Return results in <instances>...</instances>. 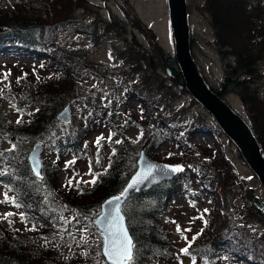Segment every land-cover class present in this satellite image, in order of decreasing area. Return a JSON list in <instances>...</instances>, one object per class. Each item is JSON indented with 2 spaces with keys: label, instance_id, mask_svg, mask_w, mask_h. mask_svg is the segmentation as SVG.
<instances>
[{
  "label": "trees",
  "instance_id": "16d2710c",
  "mask_svg": "<svg viewBox=\"0 0 264 264\" xmlns=\"http://www.w3.org/2000/svg\"><path fill=\"white\" fill-rule=\"evenodd\" d=\"M22 1L27 5L19 3L20 7L16 8V11L0 13V56H29L39 62L37 66L45 69L49 74L47 78L38 76V79H33L26 72L16 79H11L8 74L6 82L5 80L0 82L2 85L0 87L2 90L0 91V133H6L12 144L11 151H9V149H4L0 143V153H2L0 172L5 173L0 175V190L7 192L9 197H15L16 204L20 207H16L11 200L3 204L7 208H14L25 226L23 233L12 226L2 227L0 221V264H44L45 260L50 261L51 264L54 259L50 256H54L48 252L36 250L30 255L24 249L31 237L47 234L53 227L52 222L56 218L54 214L51 218L50 202L53 201L49 199V202L46 196L53 194L55 199L60 198L63 204L75 207L85 206L82 208L83 211L98 210L106 199L120 195L124 191L137 169L138 157L136 153L131 154L128 148L123 149L122 144H119L113 147L115 154L109 160L111 166H106L99 174V178L97 174L98 182L96 181L91 189L84 191V188H81V193H77L67 184L61 185L59 174L63 170L64 158L72 156L76 166L78 162L90 158L93 153L86 145V141L96 128L94 124L102 121L114 123L116 117L92 111L89 117L87 116L85 120L83 118V122L78 120L76 122L79 125L70 124L67 130H63L57 118L61 109L76 103L79 97L77 78L84 72H90L87 70L92 66H90L88 53L80 51V56L76 51L65 49L55 43L49 36L51 29L55 28V23L42 17V13L36 14V11H41L39 7L53 12H57L58 7L64 8V6L68 11L73 7L83 9L88 4L87 0ZM206 8L213 21L212 27L218 52L221 59L227 63L222 89L220 91L211 89L223 100L229 93H234L243 100L246 108L252 112L250 126L263 151L264 102L259 96V88L262 79L260 65L264 62V0H207ZM135 22L136 24H132L131 21L125 24L114 16L109 24H106L110 30L118 28L126 36L131 34L129 33L130 28L133 31L147 30L136 17ZM62 24L65 26V23ZM134 36L135 34L130 37L134 39ZM156 50L154 48L158 63H147L151 71H142L144 76L129 92V95L138 98L142 105L149 102L152 94L154 96L159 92L158 90L155 94L148 89L151 88L148 85L152 75L153 80H158V86L161 88L164 86L162 75L157 73V69L151 68L156 66L164 68L161 56ZM120 55L121 59H126V62L133 58L131 52ZM140 60L148 61L144 51L141 52ZM166 60L172 70V78L185 86L184 76L177 59L167 56ZM76 67L84 68L85 71ZM76 69L78 71H75ZM164 71L167 72L165 69ZM35 75L37 77V73ZM6 100L18 101L27 105L29 109H33L29 114L30 119L25 120L21 114L19 119L21 123H10L3 109ZM92 101L91 97L87 99L88 111L95 105ZM116 108L120 107L114 105L112 110L116 111ZM91 109L94 110V108ZM151 113L150 110L147 115ZM177 118V115L163 116V120H160L157 127L153 129L161 135V144L154 138L151 140L150 133L144 132L146 123L141 124L137 121L142 129V138H148L152 146L160 147L166 143L165 141H170L168 137L170 135L167 134L172 132V143L178 151H183L186 156H190V161H186L190 165L189 169L180 171L174 180L135 195L124 206L127 224L134 239V262L136 263L143 262L149 255L167 259V262L162 261L160 264H167L169 259L172 260V256L177 258L176 254L169 250L173 246L171 233L162 222L168 220L166 215L170 213L171 203L176 196L189 197L191 200V197L199 195L195 192V181H199L202 188L210 195L215 193L216 188H220L225 193L231 185H233L232 193L238 187L246 188V182L239 179L234 164L229 158L215 154L217 161L213 168V154L209 155L210 162L207 163H199L192 158L194 146L189 139H192L195 134L192 133V129L185 135L173 132L172 121L175 122ZM193 119L195 121L193 126L197 125L198 134H209L216 127L215 124H208L203 116L199 115ZM53 138H55L54 142ZM51 142H53V148L50 153H56L57 159L55 163L54 160L49 161V165L44 168L43 177H39L32 171L29 162L31 148L35 144ZM181 162L185 161L177 154L170 155L168 160L169 164L176 166H182ZM102 164L99 162L97 167H101ZM217 164L223 171L222 177L219 168L216 167ZM194 177L197 180H194ZM255 197L249 191L247 196H244L245 203L240 206L237 198L227 196V200L234 204L233 210L219 216V222H217L218 219L207 221L205 227L208 228L212 224L213 230L207 233L203 231L195 240H192V237L188 239L185 247H189V242H191L189 252L187 254L182 252V254L194 260L200 258L203 264H264V209L260 210L256 206ZM219 199L223 202L226 198L224 196L217 200ZM20 213L24 214L23 217ZM210 216L211 214H208L207 217L210 219ZM155 264L158 263L155 262Z\"/></svg>",
  "mask_w": 264,
  "mask_h": 264
},
{
  "label": "rangeland",
  "instance_id": "374dc122",
  "mask_svg": "<svg viewBox=\"0 0 264 264\" xmlns=\"http://www.w3.org/2000/svg\"><path fill=\"white\" fill-rule=\"evenodd\" d=\"M18 1L1 0L0 13L16 11V8L20 7L18 6L19 3L24 6L27 5L22 0ZM87 2V6L83 9H75L73 7L68 11L64 6V8L58 7L57 12H53L37 7L42 12L36 11V14L42 13V17L47 18L51 23H55L54 30L51 29L49 33L55 43L65 49L76 51L77 55L80 56V51H84L85 54L88 53L90 66H92L87 70L90 72H82L83 74H80L77 78L79 97L76 103L71 104V121L66 124L59 121L63 126V130H67L70 124L79 125L76 121L83 122V118L85 120L87 116L89 117V113L92 111L94 113H105L109 117H116L114 123L107 121L106 123L108 124H106L105 121H102L94 124L96 128L86 141V145L91 148L93 153L90 158H86L83 162H78L77 166L75 163L67 164L66 166V162L74 160L72 156L64 158L63 170L59 174L61 185L67 184L77 193H81V188H84V191L91 189L93 184L88 182L94 176L98 182L97 174L99 178V174L109 165V160L113 156V147L119 145L115 143L116 140H121V147L123 149L128 148L131 154L136 153L138 157L140 152L145 149L149 156L151 154L152 157H150L153 160L163 164H169L170 155L177 154L178 157L185 161L181 162L183 169H189L188 166L190 164L186 161H190V156H186L183 151H178V148L174 146L175 144L171 141L172 132L167 134L171 136H168L170 141H165L166 143H163L160 147L152 146L148 138H142V129L139 122H137L146 123L144 132L146 134L150 133L149 138L151 140L154 138L161 144V135L153 129L157 127L160 120H163V116L177 115V120L175 122L172 121L173 132L185 135L186 132H190L192 129V133L194 132L195 134L192 139L187 136L183 137L189 139L194 146L192 158L196 162H210L209 155L213 154V168L214 163L217 161L215 154L229 158L234 164L239 179H243L246 182V188L241 189L238 187L234 193H232L233 185H231L225 193L220 188H216L215 193L210 195L202 188L199 181H195V192L199 195L191 197V200L196 205L189 197L185 198V196L180 195L176 196L171 203V211L166 215L168 220L166 219L162 223L171 233L170 237L173 246L169 250L174 252L177 258L172 256V260L169 259L167 264H193L194 259L183 255L181 249L187 246L188 239L195 236L201 229L205 233L213 230L212 224L208 228L205 227L204 220L218 219L217 222H219V216L230 213L234 205L227 200V196L230 195L233 198H237L240 206H243L245 203L244 196H247L250 191L264 205V189L235 143L226 137L215 120L193 98L190 91L182 83L172 78L173 74L169 75L164 71V69L166 70L165 64H168L166 57L176 58V42L169 17L168 0H87ZM186 3L192 57L208 85L220 91L224 82L227 63L221 59L217 49L216 36L212 27L213 21L207 13V0H186ZM114 16L121 19L125 24L130 21L132 24H136V17L147 30L133 31L130 28L129 33L131 34H127V36L123 35L122 30H118V28L110 30L106 23L109 24L110 19ZM62 23H65V26H62ZM102 24H106V27L102 26ZM100 28L102 29L99 30ZM134 34V39H132L133 37L131 38L130 36ZM154 48L160 54L164 68H159V66L151 68L157 69V73L162 75L161 78L165 87L161 88V86H158V80H153L154 76L152 75L149 78L151 80L148 85L151 88L148 89L155 94L158 90L159 92L154 96L152 94L149 102L142 105L140 100L135 96H130L129 92L138 85L141 77L144 76L142 71H151L147 63H158ZM143 51L146 54V59H148L147 62L140 60V55ZM130 52L133 58L131 57L132 59L129 62H126L125 58L121 59L120 54ZM135 62L136 64H134ZM38 63L35 59L26 55L0 56V82H3L2 80L6 82L5 74H9L11 79H16L23 72L31 75L33 79H38V76L47 78L46 76L49 73L37 66ZM76 68L80 69L81 67ZM78 69L75 71H78ZM260 69L262 79L259 96L264 102V62L261 63ZM180 85H183L184 89H180ZM90 97L95 105L90 107L88 111L86 103ZM225 99L251 123L252 112L246 108L243 100L238 95L229 93ZM114 105L120 108H116L117 110L113 111L112 107ZM91 108H94V110ZM3 109L7 114L8 121L13 124L17 123V120L22 115L25 120L30 119L29 114L33 110L23 103L9 100L5 101ZM150 110L152 113L147 115ZM199 115L203 116L208 124H215L216 127L211 130V133H197V125L193 126V123H195L193 118ZM112 125H114L113 128H110ZM111 130L114 135H112L111 140H108L109 134L112 133ZM99 136H103L105 139L101 141L100 145H97L95 141ZM53 142L42 144L43 172L44 168L49 165V161L54 160L53 162L55 163L57 159L56 153H50L52 152ZM0 143L6 150L12 147L10 138H8L6 133H0ZM34 147L31 148V151ZM97 161L103 163L101 167H97L99 163ZM216 167L219 168L220 176L222 177L221 166L217 164ZM215 170L217 171V169ZM193 179L197 180L195 177ZM69 180L72 181V185L68 183ZM4 194L0 190V201L4 200ZM52 196L53 194L46 196L47 200L51 199L53 201L51 203L49 200L52 210L51 218L53 214L56 217L52 222V229L47 234L31 237L30 242L25 244L24 249L30 255L36 250L48 252L54 256H50L54 259L51 264H108L102 256L103 242L100 231L93 223L94 218L100 213L101 207L98 210L87 212V210L83 211L82 209L85 206L75 207L63 204L60 198L56 197V200L55 196ZM224 196L226 199L223 202L221 199L217 200ZM204 209H208V211L204 212ZM5 213H13V215L0 219L1 226H12L24 233L25 226L20 222L19 215L15 209L7 208L3 203H0V217H4ZM208 214H211L210 219L207 217ZM200 216H203V219H199L198 217ZM173 221L176 223H173ZM177 224L180 225L182 230L191 229V231L178 232L176 230ZM185 236L188 237L187 240L184 239ZM162 261L167 262V259L149 255L143 262H133V264H155V262L160 264ZM194 261L195 264H203L200 258ZM44 264H50V261L45 260Z\"/></svg>",
  "mask_w": 264,
  "mask_h": 264
},
{
  "label": "water",
  "instance_id": "95a60500",
  "mask_svg": "<svg viewBox=\"0 0 264 264\" xmlns=\"http://www.w3.org/2000/svg\"><path fill=\"white\" fill-rule=\"evenodd\" d=\"M168 2L169 17L176 42V58L184 76L185 87L204 110L212 116L226 137L235 143L264 189V154L257 138L246 119L232 105L219 97L200 74L191 54L186 0H168ZM165 67L167 73L172 75V70L168 64H165ZM179 88L184 89V86L180 85ZM71 119V105H68L58 114V120L66 124ZM42 151V144H37L29 155L32 171L35 174L39 171V177L43 175ZM149 166L153 167L150 168ZM167 166L175 165L157 162L150 158L146 150L143 149L137 160V169L125 187L126 189L129 184H134V188L129 189L125 196H122L119 201H115L111 205L107 201L120 195L110 197L103 202L101 211L94 218L93 223L100 231L103 242L102 255L107 263L111 264L105 255L106 243L111 246L113 239L119 243L123 239V232L126 231L134 244L123 207L133 196L174 180L180 171H171ZM254 203L260 210L264 209V205L258 197L254 198Z\"/></svg>",
  "mask_w": 264,
  "mask_h": 264
},
{
  "label": "snow or ice",
  "instance_id": "6c2138e0",
  "mask_svg": "<svg viewBox=\"0 0 264 264\" xmlns=\"http://www.w3.org/2000/svg\"><path fill=\"white\" fill-rule=\"evenodd\" d=\"M7 75L8 74H5V79H7ZM0 91H2V90H0ZM37 111H39V109H37ZM21 122H22L21 120H17V123H21ZM142 134L143 133L141 132V135ZM112 135H114V133H110L107 139L111 140ZM104 139L105 138L103 136H99L96 138L95 142L97 145H100L101 141H103ZM115 143L120 144V143H122V141L116 140ZM13 148H15V145H13ZM9 151H11V149H9ZM114 154H115V149H113V155ZM0 155H2V153H0ZM97 162H99V161H97ZM71 163H75V160L66 162V166H67V164H71ZM110 166H111V164H109V167ZM149 167L151 168L153 166H149ZM167 167L171 171H175V172L183 171L182 166H167ZM3 174H5V173L0 172V175H3ZM36 175L37 176L40 175L39 171L36 172ZM68 183L71 184L72 181L69 180ZM88 183L95 184L96 183V177L94 176L93 179L91 181H89ZM134 186H135L134 184H129L128 187L126 189H124L123 192H121L120 196L113 197L111 200L107 201V203L111 205V204H113V202L119 201L121 199V197L125 196V194L128 192V190L134 188ZM9 200H11V202L13 204H15L16 207H20L19 204H16L15 197H9L7 192L4 194V200L0 201V203L8 202ZM117 210H118V205H117ZM207 211H208V209H204V212H207ZM11 215H13V213H5L4 217H0V219L6 218L7 216H11ZM20 215H21V217H23L24 214L20 213ZM198 218L203 219V216H200ZM173 223H176V222L173 221ZM207 223H208L207 220H204L205 226H207ZM176 230L178 232H181V231L190 232L191 231V229H183L182 230L179 224H177ZM202 232H203V229H201L199 232H197L196 235L192 237V240H195L196 237L199 236ZM184 239L187 240L188 237L185 236ZM190 243L191 242H189V247H190ZM189 247L182 248L181 252L187 254L189 252ZM133 248H134V245L132 243L131 238L127 235V232L124 231L123 232V239L120 240L119 243H117V241L115 239L112 240L111 246H109L106 243L105 255L108 257L111 264H133V262L135 260V257L133 254ZM193 264H195L194 260H193Z\"/></svg>",
  "mask_w": 264,
  "mask_h": 264
},
{
  "label": "bare ground",
  "instance_id": "6f19581e",
  "mask_svg": "<svg viewBox=\"0 0 264 264\" xmlns=\"http://www.w3.org/2000/svg\"><path fill=\"white\" fill-rule=\"evenodd\" d=\"M102 26H105L106 27V25H102ZM96 28V27H95ZM102 28H100L99 30H101ZM97 33V32H96Z\"/></svg>",
  "mask_w": 264,
  "mask_h": 264
}]
</instances>
